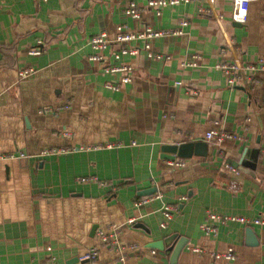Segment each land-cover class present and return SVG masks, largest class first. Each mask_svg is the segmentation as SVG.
<instances>
[{
  "label": "crops",
  "instance_id": "obj_1",
  "mask_svg": "<svg viewBox=\"0 0 264 264\" xmlns=\"http://www.w3.org/2000/svg\"><path fill=\"white\" fill-rule=\"evenodd\" d=\"M132 2L138 19L124 13ZM145 5L0 0V153L26 156L0 162V264H264V0H250L238 25L233 0L181 1L160 15ZM119 25L178 32L131 41L139 52L118 61L119 45L101 51L132 67L113 90L120 74L90 59L89 41L113 38ZM221 61L262 68L246 70L247 88L230 86ZM27 67L34 73L20 78ZM212 128L240 139L208 141ZM200 140L204 156L170 159L162 149ZM166 206L177 209L170 220ZM204 223L216 232L206 235ZM110 228L137 248L99 246L95 260L83 258ZM230 248L233 259L223 257Z\"/></svg>",
  "mask_w": 264,
  "mask_h": 264
},
{
  "label": "built area",
  "instance_id": "obj_2",
  "mask_svg": "<svg viewBox=\"0 0 264 264\" xmlns=\"http://www.w3.org/2000/svg\"><path fill=\"white\" fill-rule=\"evenodd\" d=\"M181 1H188V0H146L145 7L154 9L156 14H161V9L169 4H177ZM249 3L250 0H233V12H232V20L237 23H245L247 13L249 10ZM141 7L137 6L134 2L130 3L125 9L124 13L131 18L138 19L140 17ZM178 30H155L149 26H146L144 29L139 31H127L125 29V26L119 25L117 26V32L116 35L113 38H109L105 32H100L99 34L94 35L90 38V45L92 48L96 51V54H92L90 56V59L96 60L102 63V70L105 73L109 74H120L119 81L116 83H109L107 84L108 88H111L113 90H119L120 84L122 83H128L131 81V73H132V67L125 63H111L108 60H106V57L101 55V51L106 50L110 48L112 45H119V52L113 53V59L115 61H118L119 54H137L139 52L138 47H128L127 44L131 41L136 40H145V39H152L156 37L161 36H168L176 34ZM38 46H35L30 50L31 54H38L41 51L42 42L39 40ZM148 48V45L145 46ZM150 55L160 58V54L156 53H150ZM262 62H259V64L255 65H242L241 63H238L237 61H221L216 64V67L220 69L223 74L226 76V81L228 85L230 86H237L242 85L247 88L248 81L251 79L249 75L246 74V70H256L258 68H262L261 65ZM34 68L27 67L18 70V76L20 78H26L27 76L34 73ZM194 93V92H190ZM43 112L50 111L49 108L42 109ZM215 125H217V122H214ZM204 138L208 141H214V142H222L226 139H240L239 136L232 134L230 132H227L225 130L219 129V128H212L205 132ZM108 147H111L112 144H107ZM66 151L64 148L59 149H44L41 151V154L47 155V154H56L59 152ZM26 157L24 153L19 152H1L0 153V162H6L10 159L14 158H24ZM175 165H183L182 161L178 162H172ZM232 171L234 169L231 168ZM87 179H82V181ZM152 196L144 197L142 200L137 202L136 204H144L152 200ZM176 208L168 207L166 206L164 209V217L166 220H170L172 218V214L174 211H176ZM209 219L213 221H219L221 223H224L226 221H237L243 224H262V220H258L257 218L250 219L244 216H216L215 214L209 215ZM129 222H133V219H129ZM165 225V223H162V226ZM201 229L204 231L206 235L212 234L216 232V225L213 224H207L204 223L201 225ZM119 231L116 228H110L108 230H100L97 233L98 236V245H94L89 248L86 255L83 256L85 259L89 260H95L99 253V246L107 247V248H114L118 249L120 251H133L137 248V246H124L121 245L120 238H119ZM195 252H201L199 248H193ZM223 257L227 259H233L234 253L232 252V249L230 248L226 253L223 254Z\"/></svg>",
  "mask_w": 264,
  "mask_h": 264
},
{
  "label": "water",
  "instance_id": "obj_3",
  "mask_svg": "<svg viewBox=\"0 0 264 264\" xmlns=\"http://www.w3.org/2000/svg\"><path fill=\"white\" fill-rule=\"evenodd\" d=\"M236 23V22H235ZM235 25H238L237 23ZM206 144L203 141L196 142H184L180 144H173L164 146L162 149L166 158L173 159L175 156L186 158L192 155H203L205 154ZM156 190L152 188L148 190L147 194L154 193ZM150 246H158L157 244H151ZM181 246V245H180ZM179 246V248H180Z\"/></svg>",
  "mask_w": 264,
  "mask_h": 264
}]
</instances>
